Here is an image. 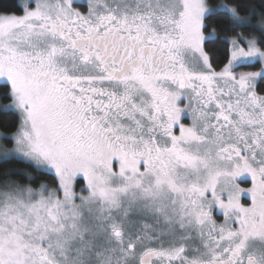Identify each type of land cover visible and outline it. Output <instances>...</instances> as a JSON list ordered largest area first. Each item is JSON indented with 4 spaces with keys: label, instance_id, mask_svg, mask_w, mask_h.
<instances>
[{
    "label": "snow or ice",
    "instance_id": "1",
    "mask_svg": "<svg viewBox=\"0 0 264 264\" xmlns=\"http://www.w3.org/2000/svg\"><path fill=\"white\" fill-rule=\"evenodd\" d=\"M0 264H264V0H0Z\"/></svg>",
    "mask_w": 264,
    "mask_h": 264
}]
</instances>
